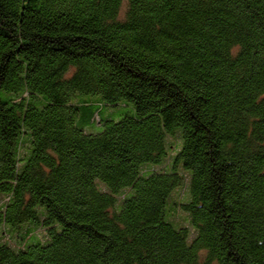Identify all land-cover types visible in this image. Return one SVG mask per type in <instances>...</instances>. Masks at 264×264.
<instances>
[{"label": "trees", "instance_id": "1", "mask_svg": "<svg viewBox=\"0 0 264 264\" xmlns=\"http://www.w3.org/2000/svg\"><path fill=\"white\" fill-rule=\"evenodd\" d=\"M77 94L129 110L87 133ZM0 233V264H264V0H0Z\"/></svg>", "mask_w": 264, "mask_h": 264}, {"label": "rangeland", "instance_id": "2", "mask_svg": "<svg viewBox=\"0 0 264 264\" xmlns=\"http://www.w3.org/2000/svg\"><path fill=\"white\" fill-rule=\"evenodd\" d=\"M123 10H124V6L122 7V12ZM75 101L87 102V104L90 105L91 111L94 113V119H95L94 123L86 124L85 126H81L80 121L77 123V125L79 127H82L83 130L87 133L99 132L102 129V125L100 124L99 121H101L102 123L105 120H118L124 115H126L127 110H129L128 108H126V105L124 104H118L116 106L106 105L103 103L101 97L98 95L77 94ZM169 142L172 143L173 142L172 139L169 140ZM163 166L165 165L158 166V167H163ZM179 192L180 191L176 192V194H178ZM171 214H172L173 221L180 223V224L187 223V221L185 220V214H183L181 211H176L174 213L171 212ZM1 235L2 233H0V236ZM11 244L19 245L14 240L11 241Z\"/></svg>", "mask_w": 264, "mask_h": 264}]
</instances>
